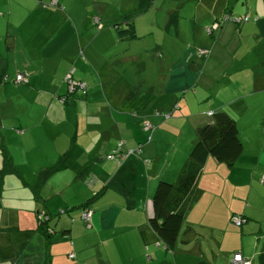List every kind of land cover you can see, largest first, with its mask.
Segmentation results:
<instances>
[{
  "label": "crops",
  "instance_id": "crops-1",
  "mask_svg": "<svg viewBox=\"0 0 264 264\" xmlns=\"http://www.w3.org/2000/svg\"><path fill=\"white\" fill-rule=\"evenodd\" d=\"M129 1L0 0V264H184L194 243L208 260L207 238L218 242L214 264L237 252L264 264V0ZM144 3L168 12L165 38L141 49L116 26L130 15L139 36ZM143 54L150 76L134 79ZM20 72L27 82H14ZM70 72L86 89L69 92ZM218 110L236 119L243 153L232 166L208 157L169 251L149 225L154 194ZM121 140L141 148L122 165L107 158ZM40 211L50 216L41 225Z\"/></svg>",
  "mask_w": 264,
  "mask_h": 264
},
{
  "label": "trees",
  "instance_id": "trees-1",
  "mask_svg": "<svg viewBox=\"0 0 264 264\" xmlns=\"http://www.w3.org/2000/svg\"><path fill=\"white\" fill-rule=\"evenodd\" d=\"M143 5H145V3ZM226 15L229 16L228 19H225ZM129 16L127 22L122 25V29L119 24L116 28L120 33L126 34V38H135L134 25L130 22L133 17ZM245 17L247 16L240 18L231 16L230 13H225L221 19L224 22L230 20L235 22L234 19L238 18L241 20L240 22H242ZM210 27H212L211 32H207L212 34L214 27L213 25ZM124 144L121 148H119L118 144L116 150L107 154V158L116 159L118 163L122 165V158L127 159L131 155H140L141 151L139 153L134 151L128 154L130 149L136 150V148H127L123 150ZM243 150L244 146L240 138L237 121L227 111L218 110L213 112L210 121L200 124L197 127V141L181 166L177 178L172 182L161 180L153 197L154 215L149 219V225L158 235L160 241L167 250L174 251L176 248L187 210L198 195V181L208 157L212 156L218 161L232 166L240 158ZM110 155H114L115 157L110 158ZM145 161H147V159H145ZM116 179L117 177H114L108 183V186L116 187ZM117 188H119V185ZM86 205L88 204L86 203L83 206L84 208H82V214L86 208L91 209ZM82 214L81 218L84 220ZM84 222L86 228L91 229L87 227L85 220Z\"/></svg>",
  "mask_w": 264,
  "mask_h": 264
},
{
  "label": "rangeland",
  "instance_id": "rangeland-1",
  "mask_svg": "<svg viewBox=\"0 0 264 264\" xmlns=\"http://www.w3.org/2000/svg\"><path fill=\"white\" fill-rule=\"evenodd\" d=\"M132 5L129 0H126V6L130 7ZM135 3H133V6L131 8H134ZM120 7V5H115L112 4L109 7V13L113 14L116 12V10ZM168 12L167 6H152L151 4L149 5H143L139 7L138 10H136L137 15L135 16L134 20L137 19L138 23L137 26L139 28V32L141 34L138 36L136 35L135 42L142 48L147 47L148 43H152L154 41V36L157 37L160 41L163 40L166 36V31L162 29V26L166 25V14ZM166 27V26H165ZM163 32H162V31ZM127 42H130V38H126ZM140 49V50H141ZM141 63L138 64V69L135 70L132 73V76L134 79H138L139 77H143L144 79L150 76V65L145 64V54L140 57ZM131 65L127 64L128 69L130 68ZM162 75L164 76L166 74V71L163 69L161 70ZM129 75V73H128ZM183 94V92L181 93ZM198 107L197 105L192 106V111L197 110ZM166 119H168L166 117ZM233 226L237 228H241L239 226H236L235 224H232ZM233 244H239V240L233 242ZM203 250L206 252V257L208 260H203L199 256V248L196 243L193 245H189L187 247L188 254H181V256L184 258L185 263L184 264H214L216 260H213V255L216 254V252L219 250L218 249V242L216 240H213L211 238H207L204 243H203ZM173 253V252H171ZM187 258V260H186ZM209 261V262H208ZM223 264V263H219ZM226 264V263H224Z\"/></svg>",
  "mask_w": 264,
  "mask_h": 264
},
{
  "label": "built area",
  "instance_id": "built-area-1",
  "mask_svg": "<svg viewBox=\"0 0 264 264\" xmlns=\"http://www.w3.org/2000/svg\"><path fill=\"white\" fill-rule=\"evenodd\" d=\"M52 4L53 5H57L58 4V0H52ZM229 16L226 15L225 16V19H228ZM235 22H240L241 20L238 19V18H235L234 19ZM249 20V17H245L244 18V21H248ZM219 24L216 23L215 25H213V27H217ZM207 31L208 32H211L212 30V27L208 26L207 28ZM200 53L202 54H208V52L206 50H200ZM4 80L6 81L7 80V77L4 78ZM15 83H21V82H27L28 81V78H27V73L26 72H20L16 75L15 79H14ZM66 81L68 83V90L69 92H75L77 91L78 89H86L87 87V84L86 82H83V81H77L73 78V75H72V72L68 73L67 76H66ZM61 101H65L66 100V97L63 96L60 98ZM213 112H209V114H212ZM167 117L169 116V114L166 115ZM144 127L146 130H149V129H153L154 126L149 122V121H145L144 122ZM124 144V141H121L119 143V148H121V146ZM134 151L136 152H140L141 151V148L140 146L136 148V150L134 149H130L128 151V154L129 153H133ZM110 158H114L115 156L114 155H110L109 156ZM84 220L86 221L87 223V227L88 228H92V217H93V210L92 209H89V208H86L84 211H83V214H82ZM50 219V216L48 214H46L45 211H40L38 213V221H39V224L41 225L44 221ZM231 221L233 224H235L236 226H239V227H242L243 224L245 223L246 221V218L243 216V215H233L231 217ZM75 255L74 254H71V257H74ZM232 264H251L250 263V260L247 259L246 257H244V254L242 252H237L234 254V257H233V260H232Z\"/></svg>",
  "mask_w": 264,
  "mask_h": 264
}]
</instances>
